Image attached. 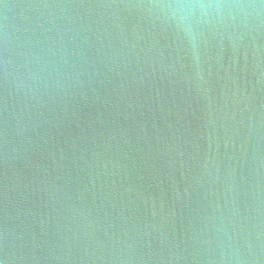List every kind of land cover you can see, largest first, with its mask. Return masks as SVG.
<instances>
[{
    "label": "water",
    "instance_id": "water-1",
    "mask_svg": "<svg viewBox=\"0 0 264 264\" xmlns=\"http://www.w3.org/2000/svg\"><path fill=\"white\" fill-rule=\"evenodd\" d=\"M0 264H264V0H0Z\"/></svg>",
    "mask_w": 264,
    "mask_h": 264
}]
</instances>
